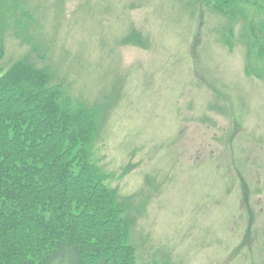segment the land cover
<instances>
[{
    "label": "rangeland",
    "instance_id": "1",
    "mask_svg": "<svg viewBox=\"0 0 264 264\" xmlns=\"http://www.w3.org/2000/svg\"><path fill=\"white\" fill-rule=\"evenodd\" d=\"M263 20L262 0H0L1 73L24 59L94 114L135 264H264Z\"/></svg>",
    "mask_w": 264,
    "mask_h": 264
},
{
    "label": "trees",
    "instance_id": "2",
    "mask_svg": "<svg viewBox=\"0 0 264 264\" xmlns=\"http://www.w3.org/2000/svg\"><path fill=\"white\" fill-rule=\"evenodd\" d=\"M207 1L229 15L246 0ZM248 38L251 68L264 61V20ZM95 129L44 68L0 71V264H135L118 197L90 161Z\"/></svg>",
    "mask_w": 264,
    "mask_h": 264
}]
</instances>
